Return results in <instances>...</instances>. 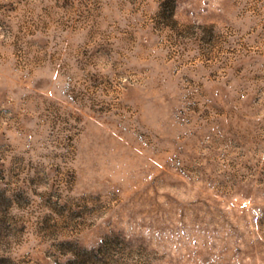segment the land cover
<instances>
[{
	"label": "rangeland",
	"instance_id": "obj_1",
	"mask_svg": "<svg viewBox=\"0 0 264 264\" xmlns=\"http://www.w3.org/2000/svg\"><path fill=\"white\" fill-rule=\"evenodd\" d=\"M0 264H264V0H0Z\"/></svg>",
	"mask_w": 264,
	"mask_h": 264
}]
</instances>
